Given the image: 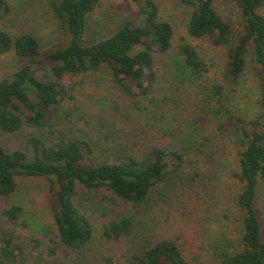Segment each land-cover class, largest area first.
Masks as SVG:
<instances>
[{
  "label": "trees",
  "instance_id": "trees-1",
  "mask_svg": "<svg viewBox=\"0 0 264 264\" xmlns=\"http://www.w3.org/2000/svg\"><path fill=\"white\" fill-rule=\"evenodd\" d=\"M49 1L62 36L45 44L33 32L10 31L5 19L13 7L10 0H0V56L11 53L15 61L12 71L0 78V134L32 128L16 146L5 145L0 138V201L17 192L19 176L44 179L48 209L56 226L48 243L43 242L45 252L53 256L61 248L67 258L88 248L98 234L83 207V189H105L132 206L141 205L171 172L181 168L193 146L156 145L136 155L101 148L89 136L57 127L68 97L66 77L104 71L128 97L146 95L161 76L159 61L173 49L176 29L162 15L159 0H132L138 4L135 14L116 18L94 37L86 28L94 12L108 0ZM215 1L177 0L178 7H189L185 23L190 37L227 47L224 66L219 73L215 71L212 95L222 104L225 89L229 86L238 91L237 85L250 71L258 98L250 115L227 106V118L218 124L236 147V187L231 183L235 189L230 190L239 215L235 239L212 244L209 264H264V205L257 206L264 185V0H230L238 9L236 24L218 10ZM31 6L27 4L28 9ZM182 40L172 76H193L198 93H203L207 89L200 85L211 78L212 69L195 45ZM196 133L194 129L191 138ZM3 212L18 221L24 207L13 204ZM134 229V218L125 215L101 224L99 231L115 240L128 237ZM39 243L37 237L19 241L14 231L0 227V264H34L32 252ZM183 244L180 235L149 240L134 248L124 264H192ZM103 258L83 264H114L112 257Z\"/></svg>",
  "mask_w": 264,
  "mask_h": 264
},
{
  "label": "rangeland",
  "instance_id": "rangeland-1",
  "mask_svg": "<svg viewBox=\"0 0 264 264\" xmlns=\"http://www.w3.org/2000/svg\"><path fill=\"white\" fill-rule=\"evenodd\" d=\"M10 1L13 12L5 19L10 31L33 32L45 44L60 40L59 20L49 0ZM159 1L162 15L171 20L176 29L173 49L159 61L162 78L154 82L146 95L132 98L118 89L104 71L66 77L68 97L63 102L57 127L67 133L89 136L98 141L99 147L115 152L131 151L140 155L142 149L156 145H191L193 148L188 149L181 168L171 172L167 181L158 185L141 205L132 206L105 189H83V207L91 215L98 234L88 248L70 253L67 258L61 248L53 256L45 252L43 242L53 236L56 226L48 209L44 179L19 176L17 192L0 201V227L14 231L19 241L40 238L41 243L32 252L34 264H83L92 259L99 262L103 257L105 261L112 257L114 264H124L139 244L178 235L184 240L192 264H209L214 250L212 244L217 240L223 243L235 239L239 210L230 188L235 189L231 183L236 187L233 176L236 147L218 124L227 118V106L248 115L255 111L258 92L254 76L250 71L244 75L237 85L238 91L228 86L222 104H218L211 87L217 80L215 71L219 73L224 66L227 47L214 46L206 38L190 37L185 23L189 7H178L177 0ZM27 4H31V8L28 9ZM215 5L235 24L240 20L238 9L230 0H216ZM174 8L178 11H173ZM137 10L138 4L132 0L105 1L91 16L87 34L97 37L116 18L133 15ZM182 38L195 45L212 69L211 78L200 85L207 89L203 93H198L193 76H172L173 66L179 62L176 53ZM14 65L13 54L1 55L0 78L11 72ZM194 129L197 133L193 139L190 133ZM31 130L25 127L16 133L0 134V138L5 145L16 146ZM13 204L24 207L18 221L9 219L3 212L4 207ZM263 205L264 185L257 199V206L262 208ZM125 215L134 218L133 234L115 240L101 236V224ZM261 217L264 224V214ZM194 255L198 260L193 259Z\"/></svg>",
  "mask_w": 264,
  "mask_h": 264
}]
</instances>
